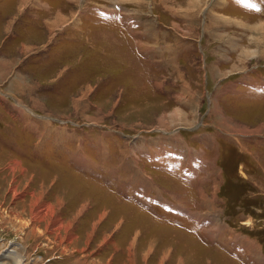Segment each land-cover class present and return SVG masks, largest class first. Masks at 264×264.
Masks as SVG:
<instances>
[{"label":"rangeland","instance_id":"374dc122","mask_svg":"<svg viewBox=\"0 0 264 264\" xmlns=\"http://www.w3.org/2000/svg\"><path fill=\"white\" fill-rule=\"evenodd\" d=\"M0 52V264H264L227 245L264 256V0H0Z\"/></svg>","mask_w":264,"mask_h":264},{"label":"crops","instance_id":"0c3cea01","mask_svg":"<svg viewBox=\"0 0 264 264\" xmlns=\"http://www.w3.org/2000/svg\"><path fill=\"white\" fill-rule=\"evenodd\" d=\"M216 13L220 14L218 12H216ZM214 37H215V35H214ZM208 38H209V35H208ZM213 38H212V41H214ZM206 46L207 45H205V48H206ZM211 49L213 51V48H211ZM210 50L208 51V54L211 52ZM215 50H216V47H214V51ZM12 57L13 56H9V55H6V53L0 52V76H2V74L3 75L7 74V72H8L7 70H11V68L13 67V62L12 61H14V59ZM16 58H18V57H16ZM22 58L23 57H21L20 59L22 60ZM158 131H160V133L158 135V138L169 139L168 137L169 136L172 137V135H173V133L170 132V131H163V130H158ZM173 137H175V135ZM156 141H157V139L154 142H152L149 147H146V145H145L144 149L142 150V151H146L148 149V153H147L149 155V157L147 158L148 161L149 160L158 159L157 149H155V150L154 149H150L152 144H156ZM183 149L186 150L187 148H183ZM171 161L172 162L169 163V167L171 169H176V170H178L180 172V174L182 176L180 178V181L182 183L186 182V185L185 184L184 185L186 186L187 194H188L189 191H191L195 195V197L192 198V200H191V204H193L191 206V211H190L191 215H190V213L187 214V212H189V211L186 208L187 210H185V212L182 213L183 214L182 217L185 218V219H190V218L191 219H196L198 222H200V220H202V213H203V212H201L202 208H203L204 211L207 210L208 213H210L212 210L206 209V207H204L202 205H199V203L197 202L199 196H198V193H196V192L198 191L200 194H202V193H201V191L199 189L197 190L195 188L194 183L201 182V181L203 182V179L196 177V172L199 170L198 167H197L198 164H196L195 171H193L192 168H191V170H190V167L188 168V166H189L188 157L184 158V157H181V156L178 155V159L177 158L176 159L172 158ZM165 162H167L166 159H165ZM170 168H168V170H170ZM133 171H134V174H133L132 178L126 179V176H129V173H132ZM132 172L124 170L122 174H118L117 175L118 178L116 179V188H118V189H116V190L122 196H126L127 197V195H128L129 198L132 201L136 202V204L144 205V206H147L148 208H151V209H154V208L155 209H160V210H163V211H165L167 213H170V210H171V212L175 213V215L177 214L178 209H177V207H176V205L174 203H176L177 201H180V203L182 204V202H181L182 199L178 198L175 201L170 200L167 197L168 196V192L166 190H164L162 187H159L158 185L154 184L149 178H146L142 173L136 172L134 169L132 170ZM121 179L123 181H121ZM199 179H201V180H199ZM178 186L180 187V185H178ZM194 189H195V191H194ZM204 216H205V214H204ZM185 219H183V220L186 221ZM203 221H204V219L202 220V222ZM204 223L201 226V228H202L201 231H206L204 233H206V235L210 236V241L218 243V244H224L222 241L220 243V240H218L215 237H220V239H221V237L223 236L222 233L230 232L229 229L226 228L223 224H220V225L217 226V225H215L214 222H210L209 230H205V227L203 226ZM197 225L200 226L199 223ZM215 227H218L219 229L215 230L214 229ZM207 231H209V232H207ZM218 232H220V234ZM230 233H232V232H230ZM227 245L231 249L240 247L241 248L240 251L243 252L244 258L248 259L249 261H250V256L257 257L262 262L264 261V259H263L264 256L262 258L258 254L257 247L255 249L253 247L254 246L253 244L250 246V242H248V241H245V240L242 239V241H240V243H238L237 245H234V244L231 245L229 243ZM253 252H255V253H253ZM257 260L258 259H256V261ZM257 264H259V263H257Z\"/></svg>","mask_w":264,"mask_h":264},{"label":"bare ground","instance_id":"6f19581e","mask_svg":"<svg viewBox=\"0 0 264 264\" xmlns=\"http://www.w3.org/2000/svg\"><path fill=\"white\" fill-rule=\"evenodd\" d=\"M44 210V209H43ZM43 212V211H42ZM38 213V212H37ZM40 215V214H39ZM15 261H17V258H14ZM17 263V262H16ZM20 264V263H19Z\"/></svg>","mask_w":264,"mask_h":264}]
</instances>
